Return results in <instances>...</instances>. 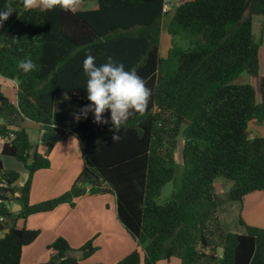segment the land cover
<instances>
[{"label":"trees","instance_id":"1","mask_svg":"<svg viewBox=\"0 0 264 264\" xmlns=\"http://www.w3.org/2000/svg\"><path fill=\"white\" fill-rule=\"evenodd\" d=\"M90 1V0H83ZM99 8L76 13L59 7L29 10L22 0H0L15 14L0 27V76L17 84L16 102L0 93L2 155L23 163L27 178L5 169L0 159V264H21L22 249L39 230L18 228L29 215L74 206L82 196L112 194L117 217L138 249L115 264H158L176 257L180 264H264V228L244 225L228 231L222 206L264 191V137H251V121H264V76L253 33L255 17H264V0H189L175 7L166 23L171 47L160 55L164 0H95ZM177 39L185 41V49ZM90 50L96 63L108 57L135 69L152 96L143 115H132L113 141V125L96 124L93 114L67 127V100L78 114L90 101L82 62ZM31 59L38 67L24 73L17 65ZM247 73L253 83H237ZM1 79V80H2ZM110 121V111L104 113ZM42 130L43 152L33 150L23 122ZM70 135L82 145L84 167L69 190L30 204L34 173L50 167V153ZM182 171L175 153L179 139ZM177 176L169 200L159 204L162 188ZM232 182L224 196L216 178ZM21 205L16 215L11 204ZM7 230V231H6ZM49 260L37 264H79L70 246L57 237ZM96 250L80 248L83 258ZM100 264V263H98Z\"/></svg>","mask_w":264,"mask_h":264},{"label":"crops","instance_id":"2","mask_svg":"<svg viewBox=\"0 0 264 264\" xmlns=\"http://www.w3.org/2000/svg\"><path fill=\"white\" fill-rule=\"evenodd\" d=\"M187 1L189 0H164V6L167 5L168 8L173 10ZM98 8V3L95 0H90L83 1L77 11L96 10ZM170 13L168 12V14ZM255 18L253 26L256 30H259L257 31L258 36L262 30V42H264V17ZM165 33L166 24L163 19L160 55L162 54V42L167 39ZM169 42L171 44V37ZM260 52L261 48H259V72L261 76H264V66ZM16 92L17 84L14 81L1 80V94L16 102ZM57 113L61 119L67 113L68 119L63 121V124L67 127L76 122V119L73 118V112L68 110L66 99L60 102ZM23 127L28 133L32 149L43 152L42 130L39 124L26 119L23 122ZM3 144L4 141L0 140L2 165L5 169L19 172L20 178L17 185L21 186L27 178L25 167L22 162L15 158L2 155ZM49 159V168L40 169L34 173L30 189V204L60 196L71 188L84 167L80 140L74 135H70L65 141L54 146ZM15 204H11V211L15 208ZM228 218L233 221L238 220L239 224L242 220L246 225L264 228V191L252 192L247 194L242 201L224 204L220 210V219L221 221H227ZM16 225L18 228L25 227L40 231L37 239L22 249L21 264H37L48 261L52 255V251L48 249V246L57 237H63L67 240L70 246L68 254L79 259V264H115L138 249L136 241L117 217L116 199L112 194L82 196L75 200L73 207L62 204L52 211L36 213L29 215L26 219H20ZM243 226L241 225V227ZM231 232L243 234L242 230ZM4 234L0 232V238ZM88 241L93 242L96 250L89 257L83 258L79 250ZM158 264H180V260H174L173 257L169 260L162 259Z\"/></svg>","mask_w":264,"mask_h":264},{"label":"clouds","instance_id":"3","mask_svg":"<svg viewBox=\"0 0 264 264\" xmlns=\"http://www.w3.org/2000/svg\"><path fill=\"white\" fill-rule=\"evenodd\" d=\"M83 0H22L26 9H38L48 12L59 7L61 10L76 13ZM13 9L9 4L0 10V27L12 14ZM17 67L24 73H30L37 69V65L31 59H23L18 62ZM82 68L86 82V96L90 101L74 113L75 119H86L89 113L93 114V122L96 124H108L111 122L114 132L113 141L121 137L117 134L129 118L134 114L143 115L149 105L152 91L146 86L135 69L125 70L123 63L116 62L108 57L103 64H97L96 58L88 50L82 62ZM110 111V121L104 118V113Z\"/></svg>","mask_w":264,"mask_h":264},{"label":"rangeland","instance_id":"4","mask_svg":"<svg viewBox=\"0 0 264 264\" xmlns=\"http://www.w3.org/2000/svg\"><path fill=\"white\" fill-rule=\"evenodd\" d=\"M171 8L168 9V12H171ZM15 17V14L12 12V14L9 16V18L4 21L3 23H10ZM170 18V14H167L166 17L164 18V23L166 24L168 22ZM256 19V18H255ZM255 25V23H254ZM257 31H259L258 29H255V26H253V33L256 37L257 40L260 39V35L258 36ZM165 36L167 39H165L164 42H162V54L161 57L165 58L167 55V51L168 49L171 47V44L169 42L170 40V36L168 35L167 31L165 33ZM262 41H263V37H262ZM177 43L179 46L183 47V48H187L188 45L185 41H181L179 39H177ZM261 48V60H262V64L264 66V42L261 43L260 45ZM237 83H253V79L247 74V73H242L239 78L236 81ZM248 130L250 131V135L251 137H264V121L258 122V121H251L249 123L248 126ZM182 147H183V139L180 138L179 142H178V146H177V150L175 153V159L177 162V170H178V178L177 176L174 178L173 181L168 182L161 190V193L159 195V197L157 198V202L159 204H164L166 203L169 198L171 197V195L173 194V192L175 191L176 188V183L175 180L176 178L179 180V177L181 175V171H182V157H181V151H182ZM214 185L216 187V191L220 196H224L225 192L227 191V189L232 185V182L225 180L222 177H218L216 178ZM230 218H228L227 221L222 220L221 222L223 223V225L226 227V229H228V231H238V230H242V233H245V227H241V225L238 223V220L233 221ZM177 259L179 261L178 258L174 257V260Z\"/></svg>","mask_w":264,"mask_h":264},{"label":"water","instance_id":"5","mask_svg":"<svg viewBox=\"0 0 264 264\" xmlns=\"http://www.w3.org/2000/svg\"><path fill=\"white\" fill-rule=\"evenodd\" d=\"M20 209H21V206L16 203L15 208L12 209V212L15 214H18ZM2 237H4V235Z\"/></svg>","mask_w":264,"mask_h":264},{"label":"built area","instance_id":"6","mask_svg":"<svg viewBox=\"0 0 264 264\" xmlns=\"http://www.w3.org/2000/svg\"><path fill=\"white\" fill-rule=\"evenodd\" d=\"M168 9H169V8H168L167 5H165L164 8H163L164 11H168ZM1 79H2V77L0 76V82H1ZM0 140L5 141L6 139H4V138H2V137L0 136Z\"/></svg>","mask_w":264,"mask_h":264}]
</instances>
